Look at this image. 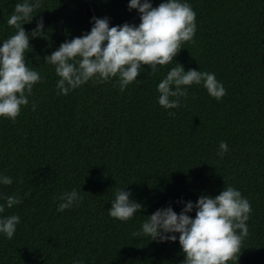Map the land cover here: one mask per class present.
Returning <instances> with one entry per match:
<instances>
[{"label": "trees", "instance_id": "obj_1", "mask_svg": "<svg viewBox=\"0 0 264 264\" xmlns=\"http://www.w3.org/2000/svg\"><path fill=\"white\" fill-rule=\"evenodd\" d=\"M17 2L0 0V41L14 34L6 20ZM128 2L43 0L23 25L30 35L44 22L25 54L42 81L15 121L0 118V173L13 180L0 185V196L20 199L0 213L20 217L12 239L0 235V264H182L178 241L132 233L157 209L179 214L180 201L214 197L226 185L251 205L248 236L230 264H264V0H187L196 13L194 38L159 72L150 76L142 65L139 83L124 92L113 78L57 95L58 77L44 57L90 31L88 10L110 27L138 25ZM176 62L214 73L225 95L217 101L193 85L178 109H163L156 85ZM220 141L228 146L223 158ZM123 188L142 205L127 222L107 212ZM72 189L82 200L57 212V198Z\"/></svg>", "mask_w": 264, "mask_h": 264}, {"label": "clouds", "instance_id": "obj_2", "mask_svg": "<svg viewBox=\"0 0 264 264\" xmlns=\"http://www.w3.org/2000/svg\"><path fill=\"white\" fill-rule=\"evenodd\" d=\"M43 0L17 2L6 24L14 34L0 41V118L15 121L21 108L29 104L33 88L42 81L39 72L26 63V52L31 49V38L42 36L44 22L38 20L31 34L23 25L31 23ZM128 10L139 14L140 23L109 26L108 18L90 19L91 28L85 34L66 40L45 56L46 64L53 66L57 95H67L89 81L104 83L115 78L119 90L124 92L137 76L142 65L149 66V75L171 63L181 45L191 42L196 31V13L187 0H162L153 7L150 0H129ZM160 66V67H158ZM202 86L207 94L219 101L225 95L223 84L214 73L189 69L176 62L156 85L157 103L165 110L178 109L188 89ZM36 110V104H32ZM169 115L174 112L169 111ZM218 156L223 158L228 146L220 141ZM11 177L0 173V185H11ZM123 189L114 192L110 218L127 222L138 213L142 205L130 199L131 193ZM82 196L76 189L63 192L57 199V212L78 205ZM0 213L20 203L17 196H0ZM182 210L177 214L171 206L159 208L147 217L134 237H144L158 243H179L184 260L182 264H230L238 259L242 241L248 236L247 221L251 205L236 188L226 187L216 196L201 195L195 203L180 201ZM195 210L194 218L189 214ZM20 223L18 215L0 216V235L12 239ZM178 234V235H177ZM74 264H82L74 261Z\"/></svg>", "mask_w": 264, "mask_h": 264}, {"label": "water", "instance_id": "obj_3", "mask_svg": "<svg viewBox=\"0 0 264 264\" xmlns=\"http://www.w3.org/2000/svg\"><path fill=\"white\" fill-rule=\"evenodd\" d=\"M88 15H89L90 19L94 16V14H93V12L91 10H88Z\"/></svg>", "mask_w": 264, "mask_h": 264}]
</instances>
